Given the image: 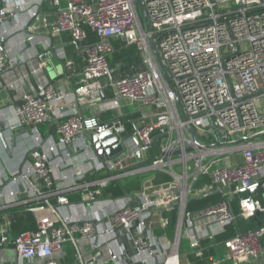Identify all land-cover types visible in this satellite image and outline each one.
I'll return each instance as SVG.
<instances>
[{"label": "built area", "instance_id": "1", "mask_svg": "<svg viewBox=\"0 0 264 264\" xmlns=\"http://www.w3.org/2000/svg\"><path fill=\"white\" fill-rule=\"evenodd\" d=\"M45 3L55 12L53 33H71L85 66L73 87L48 83L23 96L13 121L0 116V165L2 150L12 156L14 144L24 148L17 167L0 169V213L31 208L36 216L34 229L13 235L4 214L0 246L12 244L24 260L62 264L55 253L71 242L77 260L88 264L81 235L93 249L98 244L93 260L106 245L114 264H191L205 258V239L235 223L234 200L244 218L264 211V137L232 142L264 130V0H141L150 30L135 0H0V25L27 15L0 28V37L26 29L34 42ZM123 36L141 52L143 69L110 64L114 40ZM11 51L0 46V73L15 65ZM38 56L44 65V53ZM65 64L75 68L72 59ZM74 101L94 105V116L62 110ZM131 103L138 117L119 121ZM107 112L113 116L102 120ZM52 120L56 136L46 137L39 126ZM116 145L121 150L109 155ZM238 155L241 162L222 164ZM158 172L169 178L157 182ZM134 179L133 190L113 191ZM215 190L218 203L187 208L191 198ZM73 192L81 199L71 201ZM215 249L213 264H257L264 224Z\"/></svg>", "mask_w": 264, "mask_h": 264}, {"label": "crops", "instance_id": "2", "mask_svg": "<svg viewBox=\"0 0 264 264\" xmlns=\"http://www.w3.org/2000/svg\"><path fill=\"white\" fill-rule=\"evenodd\" d=\"M39 20L37 22L38 28L36 29V38L33 41H28L26 35L29 33L26 29L16 30L13 34L8 36L0 37V46L4 48H11V57L15 59V65L1 71L0 73V107L2 109L0 116L7 119L8 121L14 120V108L18 107V103H22L23 96L29 92H39L41 91L48 83H55L58 87L67 86L68 88L73 87L79 81V77L83 72L85 66V54L83 46L76 44L73 40L71 33L64 32L61 34H55L52 31V23L55 20L54 9L48 4L47 8L42 7L40 11ZM26 13H18L16 20L7 21L0 25V28L11 27L16 22H23ZM47 20V24L44 22V17ZM4 39V42L2 40ZM122 40L126 42L123 37L116 41ZM127 44V42H126ZM115 47V46H114ZM44 53L45 55V64L42 65V60L38 54ZM72 59L75 61V68L68 69L66 66V59ZM136 111V108L139 107L137 103H131ZM63 111L66 112H77L85 117L94 116V105L89 103H78L66 102L65 106L62 107ZM130 109L128 106H124L122 113L119 115L120 120L126 115H129ZM134 113V112H133ZM107 114V113H106ZM105 114V115H106ZM132 114V113H131ZM137 114L138 113H134ZM103 115V116H105ZM6 123V121H4ZM49 131V128L47 129ZM46 130V131H47ZM7 136V134H6ZM14 137V136H13ZM262 138L264 136H261ZM15 139V138H13ZM19 143L17 138L14 142ZM31 143V140H30ZM24 148L22 145L14 144L11 149V154L5 150H2L3 155V165H6L8 168H15L20 164V161L23 157ZM228 163H239L242 161L241 155H238L235 159L227 160ZM0 165V169L3 167ZM158 175V173H157ZM156 175V176H157ZM138 179V178H137ZM134 179L126 182V186L133 190L139 186V180ZM156 180V178H155ZM202 180V179H201ZM79 194L78 192L69 193ZM218 193V192H217ZM216 194V193H215ZM208 196L204 195L203 197ZM81 197V195H80ZM200 198V197H195ZM194 198H191L193 200ZM33 213L32 209L30 208ZM264 212V211H263ZM35 218V227H36V216L33 213ZM264 220V219H263ZM12 226V225H11ZM34 229V228H33ZM31 230V229H28ZM26 231V230H25ZM78 243L81 248V251L87 255L89 258L88 264H114L110 260L111 252L109 247L106 245L98 247L102 255L100 257L95 256L93 260L92 256L96 253V246L94 244V249L92 248L88 239L78 236ZM187 245L185 241L183 243ZM183 252L188 250L182 249ZM216 251V250H215ZM55 256L60 259L62 264H81L77 260V250L71 242L65 244L64 250L61 252L55 253ZM90 258H92L90 260ZM217 258V251L211 257L203 259V263H199V260L192 259L191 264H213V261ZM0 263L1 264H46L45 258L39 257L33 260H24L21 259L16 251L15 247L12 244H6L0 246ZM257 264L264 263V255L256 261ZM142 264V263H137Z\"/></svg>", "mask_w": 264, "mask_h": 264}, {"label": "trees", "instance_id": "3", "mask_svg": "<svg viewBox=\"0 0 264 264\" xmlns=\"http://www.w3.org/2000/svg\"><path fill=\"white\" fill-rule=\"evenodd\" d=\"M47 6H48V3H45L43 5L44 8H47ZM114 46L115 47H114L113 53L109 55V62L112 66L120 64L121 70L123 72H131V73L144 68L143 57L136 45L126 44V42H123L122 40H120V41H116L114 43ZM107 94H109V96L112 95L110 91H108ZM111 116H113L112 113L107 112V114L103 116L102 120H106L107 118H110ZM136 117L137 115L135 114H129V115L124 116L122 118V121H126V122L133 121ZM49 126H50V123L41 124L39 128L44 132L49 128ZM55 129H56V124L54 123L50 127V133L52 134L53 137L56 136ZM168 178L169 176L167 174L158 172V175L156 176V181L162 182ZM202 182L203 180L199 182V184H201ZM129 189L130 188L126 185L118 184L117 186L113 188V191L116 194H119V193L123 194V193L128 192ZM69 198L71 201H78L81 199L80 195L77 193L69 195ZM220 200H222L221 193H216V194H212V195H208V196L200 197V198H194L188 203L187 208L191 211H196V210L208 207L210 205H214L218 203ZM263 203H264V199H263ZM232 206L236 214L235 223L232 225H229L226 231L222 235L217 237L216 240L212 241L209 239H205L203 241L204 244H207L209 246V250L206 252L205 258L207 257L209 258L211 257V255L216 253L215 251L216 243L232 237L237 232H247L248 230L259 227L264 224V220H263L264 212H259L257 215L252 216L250 218H244L240 216L239 205H238L237 199L232 202ZM4 214L9 215V218L11 219V222H12L11 233L13 235H18L25 230L35 228V218L31 210H26L25 208H12L10 210H7L4 213L3 212L0 213V220L2 219ZM212 244H215V245L213 246ZM202 260H200L199 263L201 262L203 263L204 261Z\"/></svg>", "mask_w": 264, "mask_h": 264}, {"label": "water", "instance_id": "4", "mask_svg": "<svg viewBox=\"0 0 264 264\" xmlns=\"http://www.w3.org/2000/svg\"><path fill=\"white\" fill-rule=\"evenodd\" d=\"M135 1H136V3H138L139 7L141 8V10L143 12V16H144V20H145L147 29L150 30V24H149V21H148V17H147V14H146L145 9H144V7H143V5L141 3V0H135ZM123 38H124V36H123ZM2 42H4V39L2 40ZM75 43L76 44H79L77 41H75ZM152 46L154 47V49L156 50V53L158 54V50L156 48V44L153 41H152ZM18 105L20 106L21 105V102H19ZM183 117L186 119V115L185 114H183ZM119 121H121V120H119ZM54 123H55V120H52L50 122L49 131L46 133V137L51 135V133H50V127ZM189 130L191 131L193 138L196 139L197 138V134H196L195 130L191 126H189ZM21 131H25V128H22ZM120 132H121V135L122 136H126L127 135V132L124 129H120ZM17 133H19V132H16V134ZM111 135H112L111 132H107V133L103 134V137L104 138H107V137H110ZM261 136H264V130H261L259 132L254 133V134H251V135H244L241 139H239L237 141H232V142L251 141L252 139H255V138L261 137ZM218 144H220V142ZM120 150H121V146L116 145V146H113V147L109 148L108 149V153H109V155H113L115 153H118ZM187 150L190 151V150H192V148L191 147H188ZM102 152L103 151H101V153ZM179 153H180V151H176L175 152V154H179ZM217 192H218V190H215V191H212V192H210V193H208L206 195H212V194H215Z\"/></svg>", "mask_w": 264, "mask_h": 264}, {"label": "rangeland", "instance_id": "5", "mask_svg": "<svg viewBox=\"0 0 264 264\" xmlns=\"http://www.w3.org/2000/svg\"><path fill=\"white\" fill-rule=\"evenodd\" d=\"M142 14H143V13H142ZM142 16H143V15H142ZM143 19H144V16H143ZM129 109H130V112H129V113H133L134 107H133L132 105L129 106ZM222 164H223V165L228 164V161L225 160ZM184 242H185V240H184Z\"/></svg>", "mask_w": 264, "mask_h": 264}]
</instances>
